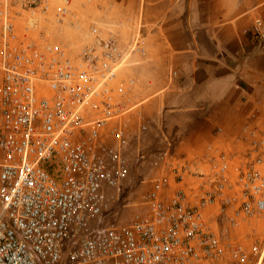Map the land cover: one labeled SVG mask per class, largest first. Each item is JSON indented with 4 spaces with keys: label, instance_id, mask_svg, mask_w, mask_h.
<instances>
[{
    "label": "built area",
    "instance_id": "obj_1",
    "mask_svg": "<svg viewBox=\"0 0 264 264\" xmlns=\"http://www.w3.org/2000/svg\"><path fill=\"white\" fill-rule=\"evenodd\" d=\"M61 1L0 0V264H264L257 228L250 244L235 236L264 220L257 124L238 151L190 160L171 143L140 149L151 169L140 212L113 221L128 205L129 148L152 124L132 99L135 79L119 76L145 50L140 34L122 46L117 25L97 19L80 45L53 43L82 28Z\"/></svg>",
    "mask_w": 264,
    "mask_h": 264
},
{
    "label": "crops",
    "instance_id": "obj_2",
    "mask_svg": "<svg viewBox=\"0 0 264 264\" xmlns=\"http://www.w3.org/2000/svg\"><path fill=\"white\" fill-rule=\"evenodd\" d=\"M91 5L97 22L117 25L122 46L140 34L145 50L119 76L121 82L135 79L132 99L152 123L133 139L128 156L135 154L137 161L140 149L171 143L192 160L210 147L242 149L246 143L239 138L249 123L264 134V0H94ZM133 125L138 127L137 118Z\"/></svg>",
    "mask_w": 264,
    "mask_h": 264
},
{
    "label": "rangeland",
    "instance_id": "obj_3",
    "mask_svg": "<svg viewBox=\"0 0 264 264\" xmlns=\"http://www.w3.org/2000/svg\"><path fill=\"white\" fill-rule=\"evenodd\" d=\"M94 0H71V10L73 14L76 15L78 19H86L84 22H82V28L76 29L71 26H65L63 27L64 30L59 35L54 34L51 37V41L53 43L58 44H67V45H74L75 47L77 45H80L81 43L85 42L86 40L84 38L77 39V36L82 33V35H85V32L90 27V21L96 20V18L92 17V5L91 3ZM61 0H52V6L53 8L58 7L61 5ZM44 28V26L42 27ZM50 28L53 30V26H50ZM130 163L132 165L131 175L130 179L127 181V187L128 191L126 193L127 195V206L123 208L120 211V217L115 218L113 221L119 224H127L130 221L133 220L134 216L140 212L139 208L137 207V202L140 199V194L144 192L149 185L148 184H141L140 181L143 178H148L151 174V169L148 166V164L139 165L137 161L135 160V154L131 153L129 155ZM250 226H254L257 228V235L263 239L264 238V220L257 219L254 220L252 224L245 225L241 228V230L238 231L235 236L240 237L242 241H244L246 244H250L254 239V233H252ZM219 233L220 235L224 236L226 235L225 232V224L222 221H219ZM65 261V259H64Z\"/></svg>",
    "mask_w": 264,
    "mask_h": 264
}]
</instances>
